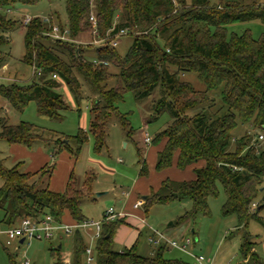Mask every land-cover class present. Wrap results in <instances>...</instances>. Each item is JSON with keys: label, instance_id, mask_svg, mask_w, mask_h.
I'll list each match as a JSON object with an SVG mask.
<instances>
[{"label": "trees", "instance_id": "16d2710c", "mask_svg": "<svg viewBox=\"0 0 264 264\" xmlns=\"http://www.w3.org/2000/svg\"><path fill=\"white\" fill-rule=\"evenodd\" d=\"M40 1L0 0V11L18 4L33 6ZM93 14L95 35L89 20ZM65 15L64 23L57 16L56 22L44 23L38 17L30 18L25 25L21 22L23 63L32 69V82L26 86L0 84V99L17 112L34 102L39 115L61 121L69 106L58 90L65 86L79 104L80 74L98 97L90 109L89 133L94 152L99 153L106 146V125L111 117L118 120L127 135L131 133L117 110L124 93L130 92L140 99L159 85L162 97L154 103V113L166 111L172 122L151 141L153 146H160L155 170L175 166L183 171L196 167L192 169V180H164L158 191L145 198V211L154 205L188 199L192 208L178 218L179 223L198 215L209 217L208 200L217 197L221 188L225 196L222 217H235L237 230H245L250 219L264 226V220L258 216L264 208V141L257 140L259 134H264V33L258 39H253L248 31L229 38L226 33V27L234 23L258 21L264 25V0H254L251 5L216 6H211L209 0H192L191 5L185 0H66ZM17 24L0 13V66L5 61L1 48L8 42L6 34ZM53 25L61 32L67 30L68 40L46 36ZM120 31L133 36L124 57L118 56L109 44ZM88 36L91 39L85 46L82 38ZM45 40L53 45L44 44ZM94 40H103L104 45L95 46L96 61H88L83 50L92 47ZM110 67L116 68L117 74H111ZM184 73L197 74L206 90L197 92L183 82L180 76ZM112 79L115 87L108 89L107 82ZM211 92H218V110H211ZM203 104L207 111L191 118L185 115L187 110ZM238 124L248 130L233 141L231 132ZM54 136L28 123L9 125L0 117V141L10 145L30 148L35 143L53 144L54 154H58L62 150L72 153L68 145L71 141L76 155L87 141L82 130L72 139ZM137 155L142 160L140 175L145 176L147 167L138 149ZM198 164L201 166L197 167ZM20 167L16 163L6 168L0 159L3 227L16 226L24 218L40 220L46 215L60 223L65 213L75 223L84 221L80 206L85 194L74 186L72 177L63 193H54L43 185L45 175L51 174L49 167L35 173L21 172ZM119 224V220L102 224L94 264H180L164 258V246L152 257L138 255L135 245L122 252L113 250V234ZM85 248L77 233L71 264H83ZM49 252L55 264H63L57 248ZM239 254L243 261L262 264L247 233L241 239Z\"/></svg>", "mask_w": 264, "mask_h": 264}, {"label": "rangeland", "instance_id": "374dc122", "mask_svg": "<svg viewBox=\"0 0 264 264\" xmlns=\"http://www.w3.org/2000/svg\"><path fill=\"white\" fill-rule=\"evenodd\" d=\"M66 0H41L36 5L26 6L18 4L13 9L1 10L13 21H17V26L6 34L8 42L1 48L5 55V61L0 66V78L9 80L0 81L1 85L8 86L12 83L28 85L32 82L31 68L23 63L24 57V28L30 18H41L42 21H55L57 16L61 23L66 20L65 15ZM254 0H209L211 6L240 4L251 5ZM187 5H191L192 0H185ZM94 16V14H93ZM54 22V23H55ZM248 31L253 39H258L264 33V25L258 21H247L234 23L226 27L227 38L231 35L240 36ZM90 36L82 38L85 46L89 45ZM81 40V39H80ZM133 36L131 34L121 35L115 40V52L118 56L124 57L131 44ZM44 44L52 46L50 41H43ZM83 50V56L88 61H96L95 44ZM7 68V72H1L2 67ZM111 74H117V69L110 67ZM183 82L192 86L197 92H204L206 87L198 79L195 73H184L180 76ZM80 84L81 99L79 104L73 99L69 90L61 86L58 92L63 96L69 106V110L63 114L61 121H53L41 116L36 111L34 102H30L21 112H17L4 100L0 99V117L6 119L9 125L20 123L32 124L37 129L49 132L57 137L72 139L79 130L87 135V141L81 146L79 153L75 155L76 148L71 141L68 143L70 150H62L54 154V145L35 143L30 148L23 145H10L0 141V159L6 168L13 167L20 163V171L24 173H35L47 166L51 170L43 178V185L48 186L51 191L63 193L69 178L74 180V186L78 190L90 187L92 199L84 200L80 210L86 221L102 222L104 215L109 209L117 214L120 208L119 200L122 191H128L137 181L139 171V159L136 149L144 153L147 145L144 142L145 135L152 140L158 133L167 128L172 122L171 116L166 112L159 115L154 113V103L162 97V91L158 85L152 90L150 95L144 98H135L130 92L123 95V100L117 105L118 113L126 119L128 130L127 135L115 117H111L106 125V146L99 152H94L93 137L89 133L91 121V106L98 101L92 85L83 76L77 74ZM115 80L107 82V88L115 87ZM213 105L211 110H218L221 107L218 92L209 93ZM207 111V105H197L185 112L189 118ZM248 130L247 126L238 124L231 132L232 140L239 139ZM64 141V140H63ZM232 148V147H231ZM75 155V156H74ZM146 158V157H144ZM119 160L121 162H119ZM146 160V159H144ZM147 165V163H146ZM182 174V173H181ZM183 174H186L184 172ZM0 180V187H1ZM100 195V196H99ZM225 201V196L221 188L218 189V196L208 200L209 217L201 215L194 219H186L178 222V218L186 212H190L192 204L188 199L172 200L164 205L151 206L147 213L145 224L147 229H140V236L136 239L137 254L145 257H152L159 246L148 243L150 230L158 231L166 237L178 243L185 238L191 239V244L187 252H181L170 246H166L164 258L180 264H197L195 257H203L204 263L211 264H254L252 261H243L239 254V246L244 233L252 237L255 243V253L262 264H264V226L250 219L245 230H237L235 217L224 218L221 216V206ZM1 216V213H0ZM258 216L264 220V208ZM67 218V217H66ZM60 222L64 225H71L73 222L67 218ZM1 229L5 227L1 226ZM149 228V229H148ZM149 230V231H148ZM83 244L89 248L93 255L95 245L98 240L91 230H79ZM75 235H70L61 240L62 248L60 255L67 259L66 254L71 251L72 241ZM3 238L0 237V264H55L50 256V249H56L55 241H34L30 245H12L5 247ZM4 245V246H3ZM115 251L124 250V245L119 242L112 244Z\"/></svg>", "mask_w": 264, "mask_h": 264}, {"label": "crops", "instance_id": "0c3cea01", "mask_svg": "<svg viewBox=\"0 0 264 264\" xmlns=\"http://www.w3.org/2000/svg\"><path fill=\"white\" fill-rule=\"evenodd\" d=\"M1 72L6 73L7 68L5 66L2 67ZM31 77H32V69H31ZM2 80L8 81L9 78L8 79L0 78V81H2ZM151 141L152 140L150 139L149 143H145L148 147L146 152L144 153V157H146V158L143 157V153L139 150L140 154H141V159H143V160L146 159V160H144V162H145V164L147 163V165H146L147 175H145V176L140 175L142 160L140 161V159L138 157L140 167H139V171H138L137 181L134 182V184L130 190L121 192L122 198L119 200L121 206L119 208V211H117V215H119V216L114 220V221L119 220L120 224L117 226V228L114 231L112 244H114V241L119 242L120 245H124V247H125L124 250L130 249L133 245H135V250H136L137 244L135 241L137 239V236H140L139 230L140 229H147V226L145 224V219H146L145 215H146L147 211H145V209H144L145 198L147 196H149L152 192L158 191V189L161 186V183L164 180L181 182V181H189V180H192L194 178V176L192 174V169L196 166H189L183 171H179L175 168V166H172L171 168H169L167 170L157 172L155 170V164H156V159H157V152L160 150V146H153ZM136 153H137V149H136ZM119 162H121V161L119 160ZM198 166H201V164H198L197 167ZM184 172H186V174H183ZM66 185H67V183H66ZM66 185H65V188H66ZM82 191L85 194L84 200L92 199L90 187L86 188V189L84 188V189H82ZM52 192L58 193L56 191H52ZM82 203H84V201ZM82 203H81V205H82ZM137 204H138V206H136ZM66 217L70 220V222L71 221L73 222L72 224L75 223L70 218L68 213H65L63 215L61 222L65 219V223H67L68 220H66L67 219ZM1 226L2 225L0 224V227ZM78 232L79 231L74 232L73 234L76 235ZM153 232H154V230H150L149 238L153 235ZM155 232H158V231H155ZM158 233H160V232H158ZM73 234H71V235H73ZM162 235L165 236L164 234H162ZM0 237L3 238L2 244H4V241H5L4 235H0ZM67 237L68 236H63V235H61V233L57 232V233H55V235L53 236L52 239L47 240L50 242L55 241L57 243L58 254H59V257H60L63 264H71L72 259H73L74 238L75 237L73 238V241H72L71 251L69 253H67L65 256V257H67V259H65L64 257H62L60 255V250L62 248L61 240H63L64 238H67ZM166 238L169 239L168 237H166ZM169 240H171V239H169ZM148 243H149V241H148ZM14 244L21 245L19 243V241L13 243L12 245H14ZM28 245H30V244H28ZM150 245H152V244H150ZM161 246L166 247L167 245H161ZM161 246H159V247H161ZM122 251L123 250L118 251V252H122ZM93 256L95 259V252H94ZM143 257H145V256H143ZM84 260H85V255H83V264H84ZM228 262L229 261H227L225 263L227 264ZM207 263L211 264V262H207Z\"/></svg>", "mask_w": 264, "mask_h": 264}, {"label": "built area", "instance_id": "2783aa9c", "mask_svg": "<svg viewBox=\"0 0 264 264\" xmlns=\"http://www.w3.org/2000/svg\"><path fill=\"white\" fill-rule=\"evenodd\" d=\"M89 20L93 29L92 33L93 35H95L96 21L94 19V16L91 15ZM28 22L29 20L26 21V23ZM43 22L47 23L48 20H44ZM126 33L127 31H120L119 33H117L114 36V38L109 42L110 46L115 48L116 46L115 40H117V38L120 37L121 35H125ZM67 34H68L67 30L61 32L56 25H53L51 27L50 32L46 33L45 35L54 40L65 41L68 40ZM93 44H95L96 46H103L104 41L94 40ZM53 78L55 77L53 76ZM257 140L260 142L264 141V134L262 133L259 134ZM149 141L150 138L146 134L144 142L149 143ZM136 206H138V204ZM255 208H256V203H253L251 205V209L254 210ZM118 216L119 215L114 214L112 209H109V211L106 212V214L104 215L103 217L104 220L102 222H92V221L84 220L82 222L74 223L72 225H64L61 223H57L50 215H46L40 220L24 218L20 220L16 226L0 229V235H4L5 237V241H4L5 247H9L13 243L20 241L21 239H23V243L30 244L31 242L34 241L50 240L57 232L61 233V235L63 236H69L74 232L84 229L92 230L94 236L96 238H99L101 234L102 224L114 221ZM148 241L150 244L154 246L167 245L181 252H187V249L191 244V240L189 238H185L182 242L178 243L177 241L167 239L165 236L155 231L153 232V235L148 239ZM84 255H85L84 264H94L95 259L92 251L89 248H85ZM195 260L197 264H205L204 259L201 256L195 257Z\"/></svg>", "mask_w": 264, "mask_h": 264}, {"label": "water", "instance_id": "95a60500", "mask_svg": "<svg viewBox=\"0 0 264 264\" xmlns=\"http://www.w3.org/2000/svg\"><path fill=\"white\" fill-rule=\"evenodd\" d=\"M19 243L22 244V243H23V239H21V240L19 241Z\"/></svg>", "mask_w": 264, "mask_h": 264}]
</instances>
